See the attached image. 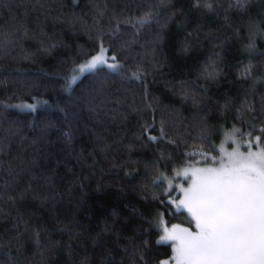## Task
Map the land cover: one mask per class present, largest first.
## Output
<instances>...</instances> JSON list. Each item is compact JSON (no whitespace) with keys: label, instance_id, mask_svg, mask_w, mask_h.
Returning a JSON list of instances; mask_svg holds the SVG:
<instances>
[{"label":"trees","instance_id":"1","mask_svg":"<svg viewBox=\"0 0 264 264\" xmlns=\"http://www.w3.org/2000/svg\"><path fill=\"white\" fill-rule=\"evenodd\" d=\"M262 130L264 0H0V264L171 260L167 178Z\"/></svg>","mask_w":264,"mask_h":264},{"label":"snow or ice","instance_id":"2","mask_svg":"<svg viewBox=\"0 0 264 264\" xmlns=\"http://www.w3.org/2000/svg\"><path fill=\"white\" fill-rule=\"evenodd\" d=\"M149 22L148 16L138 21L141 26ZM104 51L101 48L81 71L105 66L117 71L121 65L108 64ZM111 59L115 61L116 57ZM132 78L139 76L134 74ZM261 139L257 137V143ZM180 205L191 213L197 231L179 229L177 234L175 228L171 232L165 229L157 241L178 242L173 257L176 264H264V149L253 152L249 146L247 155L231 153L228 163L219 169L203 170V175L184 191Z\"/></svg>","mask_w":264,"mask_h":264},{"label":"rangeland","instance_id":"3","mask_svg":"<svg viewBox=\"0 0 264 264\" xmlns=\"http://www.w3.org/2000/svg\"><path fill=\"white\" fill-rule=\"evenodd\" d=\"M105 50V49H104ZM97 53L95 56L99 55ZM94 57V56H93ZM92 57V58H93ZM104 57L105 60L107 61L108 64L114 63L112 60H109L106 55V51H104ZM90 58L89 60H91ZM88 60V61H89ZM87 62V61H86ZM85 62V63H86ZM85 63L79 65L73 75L70 77L68 86L71 87L77 79H79L83 74L92 72V71H81V66L84 65ZM106 67V66H105ZM107 68V67H106ZM233 131L230 133H226L223 135L220 143H219V157L215 162L211 164H206V165H196V166H188V167H183L179 173L177 174V177L175 178H167L166 184L168 189H174L175 193L173 192V196L168 199V201L173 205V208L175 210H182L187 212L188 214L191 215V213L188 212L187 208L183 207V205H180V202L184 199V191L186 189H189L192 186V182L194 180H197L199 177L203 175V170L205 169H219L222 164H227L228 163V157L229 154L234 153V152H240L244 155H247V152L249 150V146L251 147V151L253 152H258L261 149L255 146V143L253 142L254 139L251 141H247L246 143H242L239 139H237V136L235 135ZM245 146V150L243 146ZM177 178H180L179 180ZM180 205L179 207H177ZM194 228L190 229V227L184 226V225H177V224H171V225H166L163 222H160L159 224V229H160V237L164 235L165 229L168 230V232H171L174 228L177 229V234H179V229H188L190 232H195L197 231L196 229V221L194 220ZM159 237V240H160ZM168 243H171L172 249H173V255L171 260H163L167 261L168 264H176V261L173 259L175 252L174 248L176 244L178 243L177 241H168ZM161 261V262H163ZM161 264V263H160Z\"/></svg>","mask_w":264,"mask_h":264}]
</instances>
